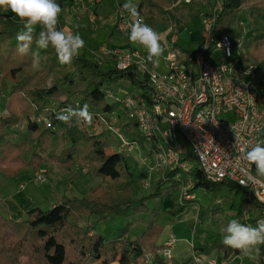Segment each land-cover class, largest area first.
Returning <instances> with one entry per match:
<instances>
[{"label": "trees", "instance_id": "16d2710c", "mask_svg": "<svg viewBox=\"0 0 264 264\" xmlns=\"http://www.w3.org/2000/svg\"><path fill=\"white\" fill-rule=\"evenodd\" d=\"M82 1L84 4L90 2ZM178 1L185 2L140 0L136 5L146 24L156 31L165 32L173 29L178 19L180 7L175 5ZM203 1L210 8L205 16L215 18L211 29L212 42L221 34L231 35L232 26L241 18V6H246L250 1L256 4L254 9L253 5L249 6L252 28L243 43L252 56L261 59L258 63L264 68V55L256 53L252 48L254 42L264 40V0H222V9L219 11L215 10L216 0ZM57 2L62 9L57 26L61 30L67 24L75 0ZM98 3L95 2L96 5ZM187 6L195 7V3ZM96 7L91 9L95 13ZM22 27V23L0 18V96L8 92L4 109L9 113L7 116L0 113V169L19 170L29 164L38 166L44 161H54L66 167L68 171L74 170L80 164L86 169L85 175H100L113 181L107 182L110 186L108 190L97 188L92 194L83 197L63 195L48 209H28L26 216L20 220L6 217L0 211V264H83V258L87 254L104 264L115 261L131 264L141 258L145 251L153 253L158 264H168L158 253L163 245L158 244L162 226L158 223L157 214L147 221V229L134 238L130 237L128 226L115 230L105 228L104 233L98 231L103 220L112 214L130 215L143 211L147 208L148 200L153 198L163 201L167 195H170L174 202L173 208L168 212L175 216L184 212L187 207L197 205L199 221L218 218L227 225L230 220L237 219L243 224L256 226L264 206L256 201L250 189L225 180L212 181L198 166L188 172L178 169L166 170L153 181L152 193L139 197V190L144 187V181L149 177L148 170L140 169V163L134 156L110 151L104 139L109 133L103 132L104 130L95 133L92 129L95 125L98 128L104 126L97 123V113H117L123 117L122 122L125 121L126 111L121 108L119 102L108 97L107 90L128 91L125 87H114L127 81L139 91H130L131 93H141L149 99L150 88L147 80L143 79L135 68L119 69L113 58H106L99 63L92 53L88 55L82 52L72 64L62 65L51 46L48 49H37V31L32 51H39L43 60L40 69L36 70L32 67L30 55L21 57L16 53V35ZM112 28V31L117 29L116 25ZM127 40L129 41L128 36ZM203 42L204 36L197 48H200ZM175 46L183 52L189 51L178 43ZM48 80L51 82L47 84ZM56 103L58 106H55ZM84 104H89V110L92 108L94 111L91 125L76 121L65 124L56 119V113L61 108L68 105L74 108L83 107ZM23 116L30 121V133L28 138L17 142L9 128L22 121ZM57 126L64 129L61 134L63 144L59 153L56 148H52ZM122 127L129 137L137 138L142 147H147L144 139L138 138L134 123L127 122ZM153 146H156V143H153ZM27 157H30V161L25 160ZM182 159L193 158L183 155ZM253 167L256 173L255 165ZM178 173L181 176L177 178ZM188 181L192 182L190 193L195 195L194 191L199 186L203 187L206 194H211V203L204 205L196 198L180 202L181 186L186 185ZM222 186L229 189L230 195L225 201L229 202L232 214L213 204ZM254 210L259 213L255 215L250 212L254 215L245 216V212ZM93 214L99 215L96 222L88 220L85 225L81 223L87 220L86 216ZM202 234L205 236L203 240L200 237ZM221 241V233L200 231L195 250L204 254L217 250L223 253L224 258L239 253L224 246ZM259 257L264 264V246H261ZM171 264L176 263L173 261Z\"/></svg>", "mask_w": 264, "mask_h": 264}, {"label": "built area", "instance_id": "2783aa9c", "mask_svg": "<svg viewBox=\"0 0 264 264\" xmlns=\"http://www.w3.org/2000/svg\"><path fill=\"white\" fill-rule=\"evenodd\" d=\"M83 6L82 0H75L73 7ZM221 9L222 0H216L215 10ZM89 13L93 22V11ZM133 20L120 16L116 23L119 32L128 34ZM214 20L212 16L206 17L207 34L203 35V45L195 51L183 52L177 48L175 27L168 30L171 37L164 46L165 70L150 62L141 63L147 56L142 48L105 45L93 50L99 63L113 58L119 69L135 68L150 88L149 99L129 90H107L108 97L126 111L124 122L117 113L95 116L97 123L103 124L119 140L117 151L128 155L137 149L139 154H144L140 159L149 175L153 172L162 175L174 169L192 170L188 164L190 159H182L186 154L179 143L181 135L191 149V158L196 159L208 179L247 187L264 206V177L257 176L253 164L243 155L257 144L264 145V68L245 58L239 38L224 33L212 42ZM127 122L135 124L138 138L144 139L146 148L125 132L121 124ZM97 128L93 126L94 130ZM180 176V173L176 175ZM35 178L46 180L40 170L36 171ZM191 187L192 182L188 181L186 191ZM186 198L194 199L195 195L189 192ZM260 219H264V209ZM176 243L174 235L164 242L160 254L166 263L172 262ZM241 256L234 253L229 258H215L195 250L192 258L195 264H227ZM141 258L143 264H158L151 252H143Z\"/></svg>", "mask_w": 264, "mask_h": 264}, {"label": "rangeland", "instance_id": "374dc122", "mask_svg": "<svg viewBox=\"0 0 264 264\" xmlns=\"http://www.w3.org/2000/svg\"><path fill=\"white\" fill-rule=\"evenodd\" d=\"M98 1V5L95 2ZM136 1V0H135ZM256 1V0H255ZM127 0H92L84 4L81 9L72 7L70 9V18L71 22L74 24L65 25L61 30H64L68 33L78 32L82 38L86 42V46L81 50L80 53L84 52L88 55L93 53L92 51L99 48L100 46H107L110 44V37L112 33V27L116 25L117 21L119 20L120 16H125L129 20L136 19L131 17L128 12L123 9V4L126 3ZM134 2V0H133ZM194 2L195 7H188L190 3ZM254 3V2H253ZM251 3V1L246 6H241L240 10V20L232 26L231 35L240 39L243 45V49L245 52V58L248 60H253L259 62L261 59H256L254 56L248 52V49L244 46V40L246 34L252 28L251 23V16L250 12V5H253L252 9L256 7V4ZM216 5V2H214ZM262 4V3H261ZM176 6H179V14L178 19L181 18L182 21L186 22L185 27L186 29L183 30L182 34L179 35L178 41L179 46L185 47L189 50L195 51L196 47L198 46V42L201 40L203 35L207 34V28L205 26V19H206V12L210 10L207 3L203 0H191V2H184L178 1L175 3ZM263 5V4H262ZM97 6V7H96ZM214 6V5H213ZM96 7L97 12L95 13L93 10L94 21H91L90 14L91 9ZM2 12V13H1ZM80 17V19L78 18ZM142 18V16L140 15ZM0 18L9 20L15 23H22L18 17H16L10 9L2 8L0 10ZM87 18V19H86ZM177 19V20H178ZM241 21V22H240ZM249 21V22H248ZM262 29H264V22L262 23ZM117 28V27H116ZM41 28L39 26L36 27L35 31L39 32ZM116 32L119 30L116 29ZM160 33L162 37V43L165 46L166 41L170 42V35L169 33L163 31H157ZM121 35H124L120 33ZM128 34L124 36V42H130L127 40ZM167 37V38H166ZM126 40V41H125ZM199 40V41H198ZM198 41V42H197ZM111 42L115 45L121 44L123 41H119L118 38L112 39ZM142 48V47H140ZM253 50L256 53H260L264 55V40L260 39L259 41L254 42ZM251 50V49H250ZM166 54V50L164 51ZM94 55V53H93ZM164 56V55H163ZM161 57L159 64L157 65L160 69H166V63L164 61V57ZM51 79V78H50ZM51 80H48L47 84L50 83ZM117 89L119 87H125L129 91L139 92L138 89L135 88L134 85L130 84L127 81L121 82L119 84L114 85ZM8 92L3 93L0 96V113L3 116H7L9 113L7 110L4 109L6 96ZM55 106H58L56 103ZM88 106H90L88 104ZM89 110L91 113L93 111L92 108ZM14 127H10L9 130L12 134H16L19 140L26 139L29 136L30 128H29V120L26 116ZM124 123L121 124L123 126ZM100 127V126H99ZM101 128V129H100ZM97 130L92 129L93 132L99 133L101 130L103 132L108 133V130L105 126H102ZM57 134L52 139V148H56V152L59 153L62 147V138L61 134L64 132L62 127H56ZM91 129V127H90ZM105 129L107 131H105ZM105 135V134H104ZM14 136V135H13ZM106 142L110 147V151H117L119 147V140L114 137L112 134L104 137ZM179 143L182 146L185 154L190 156L191 149L185 142L184 138L180 135L179 136ZM131 156H134L138 159L140 163V169H144L145 165H143L142 160L140 157L144 156V154H139V151L135 149L130 153ZM26 161H30V157L25 159ZM191 165L192 170L198 166V163L195 158L188 162ZM83 166L78 164L74 170L68 171L66 167L61 165L58 162L54 161H44L40 163L38 166H34L33 164H29L26 167H23L19 170H5L0 169V201L5 203V207L1 208L0 211L8 217V208L11 207L12 202L11 200L16 201L21 207H24L28 210L33 207H40L43 209H48L53 205L55 202L62 197V195H66L68 197L76 196V197H83L86 194H92L95 190H108L110 186L107 182H112L113 180L104 178L100 175H85L82 171ZM85 168V167H84ZM40 170L42 173L45 174L46 180L45 181H38L35 178L36 171ZM81 173V174H80ZM159 175L157 172H153L149 175V177L144 181V187L139 190L138 196L143 197L150 195L152 193V183L156 180ZM188 183V182H187ZM21 185H23L21 187ZM19 188L21 190H19ZM19 190V191H18ZM196 192V190L194 191ZM179 201L184 202L187 201L186 195L189 194V190L186 191V185L181 186V191L179 192ZM187 193V194H186ZM218 195L213 200L214 205H218V202L222 198V202L219 204L224 206L226 210H228V204L225 202L226 198L230 195L229 189L226 186H222L220 190H218ZM197 197L196 200L201 203L208 205L211 203V194H206L204 192L203 187L197 188ZM165 198H169L174 206L173 199L170 195H167ZM189 200V199H188ZM160 200L158 199H150L147 201L146 206L147 208L143 211H138L132 213L130 215H122V214H112L107 219L103 220L98 231L104 233V229H120L126 226L129 227V234L131 238L135 236L141 235L147 229V221L154 218V215L157 214L158 216V223L162 226L161 234L165 235L170 234L173 228V234L177 237L179 235H188L193 232H196L197 235L200 231H210V232H218L220 233V228L222 226H226V223H222L221 219L218 218H211L209 220L199 221L198 224L196 223L193 227L194 223L193 219L194 215L188 214L187 217H184V220L179 223L178 218H175L178 215H174L166 210V211H159L158 207L160 206ZM190 207V206H189ZM188 208V207H187ZM186 208V209H187ZM198 212V210H197ZM183 213V212H182ZM259 212L256 210L255 215ZM181 214V213H180ZM199 214V212H198ZM246 215H254L250 214V212ZM245 215V216H246ZM87 220L81 222L82 224H86L89 220L90 222H96L99 219V215L93 214L91 216L85 217ZM193 219V220H192ZM192 220V221H191ZM165 226H167L165 228ZM160 234V236H161ZM195 234V233H194ZM201 240L204 239V235L202 234ZM160 238V237H159ZM237 260V259H235ZM259 259H249L248 257H244L243 263L245 264H260ZM83 264H104V262L95 261L91 256L88 254L85 255L83 258ZM110 264H115L111 262Z\"/></svg>", "mask_w": 264, "mask_h": 264}, {"label": "clouds", "instance_id": "9594fccd", "mask_svg": "<svg viewBox=\"0 0 264 264\" xmlns=\"http://www.w3.org/2000/svg\"><path fill=\"white\" fill-rule=\"evenodd\" d=\"M0 7L10 9L22 22L23 27L16 35V53L21 57L30 55L32 67L36 70L40 69L43 60L39 51H32L37 26L41 28L35 38L37 49H48L51 46L62 65L72 64L86 46L85 40L78 32L68 33L58 29L62 9L57 0H0ZM123 9L131 17L136 18L130 26L128 39L131 43L142 46L147 52L141 63L150 62L158 65L165 51L160 33L139 18L140 14L133 0H127L123 4ZM56 119L65 124L76 121L91 125L93 114L87 104L75 108L68 105L56 113ZM197 151L199 152V148ZM243 155L247 162L255 165L257 176L264 177V145L257 144ZM220 233L224 246L255 260L260 255L261 246H264V219L258 220L256 226L232 219L226 226L220 228Z\"/></svg>", "mask_w": 264, "mask_h": 264}, {"label": "crops", "instance_id": "0c3cea01", "mask_svg": "<svg viewBox=\"0 0 264 264\" xmlns=\"http://www.w3.org/2000/svg\"><path fill=\"white\" fill-rule=\"evenodd\" d=\"M140 0H134L133 3H138ZM71 15L68 16L67 18V24L66 25H71V24H74V22L72 23L71 22V18H70ZM80 19V17H78ZM87 19V18H86ZM186 22L182 21L181 18H179L178 20H176L175 22V30L177 31L178 33V37L179 35L182 34L183 30L186 29V25H185ZM116 30V29H115ZM112 31V33L110 34L111 37H110V44H108L109 46H113V47H118V48H130V47H134V48H140L142 46L138 45V44H133L131 42H124V36L125 35H121L120 33L121 32H116V31ZM166 33H168L169 31H165ZM127 36V35H126ZM118 38L119 41H123L121 42V44H118V45H115L111 42L112 39H116ZM167 38V37H166ZM201 39V38H200ZM199 41V40H198ZM197 41V42H198ZM200 42V41H199ZM198 42V44H199ZM177 43L179 44V41H177ZM184 49H187L185 47H182ZM197 48V47H196ZM143 49V47H142ZM14 127V126H13ZM14 140L19 142V138L16 136V134H14L13 136ZM83 169V173L85 174V168L82 167ZM81 174V173H80ZM23 185H21L22 187ZM228 188V187H227ZM19 190H21L19 188ZM18 190V191H19ZM195 193V198L197 197L196 193H197V190ZM230 193V192H229ZM63 196V195H62ZM60 199V198H59ZM222 199V198H221ZM156 200V199H155ZM160 200V199H158ZM12 202V205L11 207L8 208V217L14 219V220H20V219H23L25 216H26V211L27 209L24 207H21L16 201L14 200H11ZM222 202V201H221ZM227 202V201H225ZM220 202H218V205H216V207L220 206L221 208H223L225 210L226 213H230L232 214V212L229 210V207H228V210H226L224 208V206L222 207V205L219 204ZM229 203V202H227ZM55 204V203H54ZM53 204V205H54ZM5 203L1 202L0 201V209L1 208H4L5 207ZM160 206L158 207V210L159 211H166V210H170L172 208V201L169 199V198H165L163 201H160ZM205 205V204H204ZM52 206V205H51ZM229 206V204H228ZM199 212V207L197 205H192L190 207H188L183 213L179 214L178 216H176L175 218H178L179 220V223L182 222V220H184V217L188 214H192L194 215L193 219H195L193 221L194 225L193 227L195 226V224L197 223L198 224V212ZM255 211H247L246 214H248L249 212H252L255 214ZM245 214V215H246ZM192 219V220H193ZM191 220V221H192ZM223 223V222H222ZM167 226H165L166 228ZM173 228L171 230V233L165 235L164 234H161L160 238L158 239V244L159 245H163L165 241H167L172 235H174L176 238H177V243L175 244V246L173 247V259H172V262L174 261L176 264H195L192 256H193V253L195 252V243H196V239H197V233L196 232H193V234L191 233L190 236L188 235H179V237H177L175 234H173ZM195 233V234H194ZM159 255L161 257V254H160V250H159ZM209 257H217V258H222L223 256V253L222 252H219L217 250H213L211 253L207 254ZM259 259V263L262 264L261 260H260V257L257 258V260ZM243 260H244V256H241L240 258H238L237 260L235 259H231L227 264H245L243 263ZM97 262V261H96ZM115 264H121L119 261H115L114 262ZM131 264H143L142 262V259L139 258L136 262H132ZM168 264H171V263H168Z\"/></svg>", "mask_w": 264, "mask_h": 264}]
</instances>
